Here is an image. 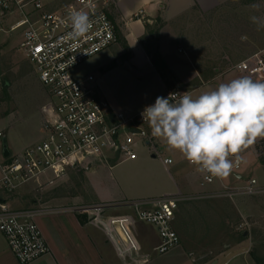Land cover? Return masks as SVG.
I'll use <instances>...</instances> for the list:
<instances>
[{"label":"built area","instance_id":"2783aa9c","mask_svg":"<svg viewBox=\"0 0 264 264\" xmlns=\"http://www.w3.org/2000/svg\"><path fill=\"white\" fill-rule=\"evenodd\" d=\"M113 3L114 0H72L49 8L48 0H0V18L15 21L8 32L21 30L19 48L46 97L39 142L20 153H10L7 158L3 157V149L1 151L0 189L6 193H14L29 184L41 186L46 180L59 178L70 169L89 170L97 161H134L137 143L146 145L153 138L148 123L141 116L143 110L130 118L121 114L111 118L107 102L97 92L95 78L73 75L85 61L117 44L118 29L110 18ZM70 7L88 12L92 21L88 33L76 40L67 36L71 31ZM234 69L254 81H264V49L249 55ZM170 93L184 92L168 90L163 97ZM3 138L0 131V142ZM163 162L172 164L170 159ZM188 164L198 175L201 188L218 183L223 190L198 197L167 196L71 210L99 226L118 256L124 259L139 256L140 247L132 233L136 223L153 228L158 242L152 248V254L164 255L180 242L173 228L180 203L218 197L233 202L241 197L264 195V188L259 187L256 180L241 176L242 163L226 177L237 180L238 185L231 188L223 184V178L198 172L196 166ZM38 213L36 210L12 211L7 205L0 204V234L18 264H30L49 252L36 223ZM111 227L121 230L128 240L127 248L113 242ZM141 257L142 264L149 259V256Z\"/></svg>","mask_w":264,"mask_h":264},{"label":"rangeland","instance_id":"374dc122","mask_svg":"<svg viewBox=\"0 0 264 264\" xmlns=\"http://www.w3.org/2000/svg\"><path fill=\"white\" fill-rule=\"evenodd\" d=\"M48 1L50 2L49 8H54L72 0ZM127 1L133 2L134 0ZM254 4L259 7L253 8ZM253 15L264 21V0H218L216 7L205 12L199 2L195 1L193 10L184 12L164 26L156 24L154 26L155 34L144 45L154 56L155 51L159 49L158 45L162 41L165 42L176 56V68L171 71L166 66L161 75L163 78L159 75L160 78L169 90L188 91L193 97H196L216 88L220 83L242 77L234 69L235 66L249 55L264 49V24L253 23L250 19ZM14 22L0 18V131L7 141L10 153L39 142L42 107L46 104L45 93L40 87L31 65L19 48L22 39L21 30L8 32L10 25ZM93 58L77 67L73 71V75L75 77L85 76L89 71L94 70L96 64ZM161 59V57L155 58L158 66L162 65ZM116 85L118 87L116 91L119 90L120 96L123 97L130 94L132 90V83L127 80ZM1 144L2 141L0 142V156ZM152 154H155V158H151ZM136 155L137 159L134 163H131L133 161H110L109 163L97 161L93 163L91 169L101 165L109 168V166L118 164L113 172L127 180V186L134 181H139L143 183L142 187L144 188L148 186L152 188L165 187L168 176L160 164V152L138 145ZM241 155L246 160V163H242L241 176L244 179L256 180L258 186L264 188V164L258 162L259 159H264V138H258ZM164 156L165 154H163ZM183 167L185 171L193 170L188 163H184ZM91 169H70L59 178L46 180L41 186L29 184L14 193H6L2 190V195L10 204L12 211H31L60 205L71 210L81 206L95 205L92 202V194L86 181V175ZM194 178L197 180L198 175L193 171V181ZM223 184L227 188L238 185L237 180L231 177L223 180ZM212 189L214 192H219L223 190V187L218 184ZM208 201L215 205L218 202H225L226 205H229L227 207L230 208L231 236L237 237L244 234L245 231L249 232L254 241L251 250L258 254H264L262 253L264 249L258 250L260 246L264 247V195L241 197V199H233V202L222 197L208 199ZM195 202H184L186 204L179 205L175 225L180 237L179 247L170 250L165 255L170 253V257H172L183 252H186V255L188 252H193L194 258V246L197 245V238L205 232L207 233L201 238L202 244L208 242L210 245H217L215 240L218 237V231L214 227L218 221L217 209L203 211L206 215L209 214V217L196 221L194 217ZM240 220H246L248 224L239 228L238 232H234V228ZM204 224L208 226H203ZM139 226L141 227L136 230V233L145 246L153 238L156 239L155 233L149 226L145 224ZM147 231L152 232V235ZM133 237L135 238L134 234ZM139 247L140 252L142 249L140 244ZM165 255L153 254L152 257L155 258V261H159L165 260ZM142 261L139 253V256L125 257L119 263L142 264ZM261 261L264 264V258H261Z\"/></svg>","mask_w":264,"mask_h":264},{"label":"crops","instance_id":"0c3cea01","mask_svg":"<svg viewBox=\"0 0 264 264\" xmlns=\"http://www.w3.org/2000/svg\"><path fill=\"white\" fill-rule=\"evenodd\" d=\"M195 1L199 2L204 12L216 7L218 2V0H134L133 2L114 0L110 8V18L118 29V43L96 55L93 58L96 64L94 70L85 75H92L95 78L97 92L107 102L111 118L118 114L123 115L125 118L133 117L141 112L145 106L153 104L158 96H164L166 91L169 90L155 69L144 44L151 38L156 24L164 26V24L174 21L184 12L193 10ZM146 26H148L149 31L146 30ZM158 46V54L163 63L171 71L175 70L176 56L174 52L163 41ZM125 80L132 83V90L130 94L123 97L120 96L119 90L116 91L118 88L116 84ZM138 145L142 144L138 142ZM143 146L160 152V164L168 176L165 187L152 188L148 186L144 188L142 187L143 183L139 181H134V183L127 186V180L122 179L121 176L115 175L113 172L118 164L109 166V168L101 165L94 167L86 175V181L92 194V202L101 204L167 196L198 197L205 193L214 192L212 188L218 184L201 188L198 179L195 180L194 178V181L192 179L194 170L185 171L183 167L184 163H188V161L180 152L169 149L161 138L153 137L149 143L147 142ZM26 147L16 149L12 154L20 153ZM163 154H165L164 157ZM151 158H155V154H152ZM164 159H170L172 164L165 165ZM134 161L131 163H134ZM223 180H227V178H223ZM2 192L0 190V204L7 205L11 210L10 204L4 199ZM192 201H196L194 203L196 221L205 220L206 217H209V214L206 215L203 211L217 209L218 221L214 226L218 231V237L215 240L217 245H210L208 242L202 244L201 238L207 233L205 232L197 238L198 241L196 240L194 258L193 252H188L187 255L186 252H183L172 257L169 253L168 255L164 254L165 260L155 261L151 253L152 248L158 242L157 236L154 234L156 239L153 238L145 246L138 233H136L141 224L136 223L132 228V233L142 248L140 255L149 256L148 261L143 264H259L254 261L251 254L258 260L260 259L259 261L264 258V254H258L251 250L252 245H254L252 235L245 231L244 234L237 237L235 235L231 236L230 208L227 207L229 205H226L225 202H218L215 205L204 198H197ZM184 204L186 203L182 202L179 205ZM36 211L39 212L36 216V223L49 248V252L30 264H120L119 261L123 259L118 256L113 244L104 236L105 234H103L101 228L88 221L85 216L82 219L83 223H81L80 217L63 205ZM240 221L235 226L234 232H238L240 226L243 227L248 224L246 220ZM175 225L176 215L173 228L177 232ZM203 226L207 227L208 225L204 224ZM151 231L155 233L153 228H151ZM148 233L152 235V232ZM260 234L262 233L260 232ZM234 238H237V240H234ZM113 242L117 244L116 241L113 240ZM262 249L264 247L260 246L258 250ZM0 264H18L1 234Z\"/></svg>","mask_w":264,"mask_h":264},{"label":"clouds","instance_id":"9594fccd","mask_svg":"<svg viewBox=\"0 0 264 264\" xmlns=\"http://www.w3.org/2000/svg\"><path fill=\"white\" fill-rule=\"evenodd\" d=\"M250 19L264 24L256 15ZM68 20L71 31L67 36L72 40L92 27L84 10L70 7ZM141 116L153 137L180 152L198 172L226 178L234 167L246 163L241 153L264 138V81L242 76L196 97L188 91L158 96Z\"/></svg>","mask_w":264,"mask_h":264},{"label":"trees","instance_id":"16d2710c","mask_svg":"<svg viewBox=\"0 0 264 264\" xmlns=\"http://www.w3.org/2000/svg\"><path fill=\"white\" fill-rule=\"evenodd\" d=\"M145 28H146V30L149 31L148 26H146ZM153 34H155V33L152 32V35H153ZM146 52H147V54L150 56L151 61H152L153 65H154L155 69L157 70V72H158L159 75L161 76V75L163 74V70L166 69V65L163 63V61H161V63H162L161 66H158V65H157L155 58H160V55L158 54V51H155L154 56H153V54H151V52L148 51L147 49H146ZM161 77H162V76H161ZM162 78H163V77H162ZM4 88H5V84H4ZM258 162H259V164H264V159H259ZM79 217H80V219H79L80 222L83 223V220H82V219L84 218V216H79ZM85 220H86V219H85ZM251 256H252V258L254 259V261H255L256 263H259V264L261 263V264H262V261H259L257 258H255V256H254L253 254H251Z\"/></svg>","mask_w":264,"mask_h":264},{"label":"bare ground","instance_id":"6f19581e","mask_svg":"<svg viewBox=\"0 0 264 264\" xmlns=\"http://www.w3.org/2000/svg\"><path fill=\"white\" fill-rule=\"evenodd\" d=\"M111 235L112 239L116 241L117 244H121L123 247L127 248L128 247V240L124 236V234L121 232L120 229H117L115 227H111Z\"/></svg>","mask_w":264,"mask_h":264},{"label":"water","instance_id":"95a60500","mask_svg":"<svg viewBox=\"0 0 264 264\" xmlns=\"http://www.w3.org/2000/svg\"><path fill=\"white\" fill-rule=\"evenodd\" d=\"M2 149H3V157L7 158L10 155V152L7 148V143H6L5 138H3V140H2Z\"/></svg>","mask_w":264,"mask_h":264}]
</instances>
